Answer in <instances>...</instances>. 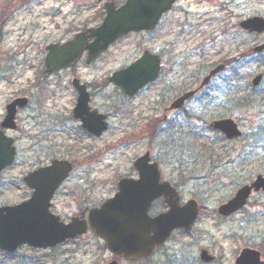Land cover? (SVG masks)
I'll return each instance as SVG.
<instances>
[{
    "label": "rangeland",
    "instance_id": "1",
    "mask_svg": "<svg viewBox=\"0 0 264 264\" xmlns=\"http://www.w3.org/2000/svg\"><path fill=\"white\" fill-rule=\"evenodd\" d=\"M96 1L0 0V9L9 4L12 7L11 16L3 27L7 36L0 43V53L6 51L12 58L7 80H0V113L13 92L25 93L30 88L33 70L29 65L41 63L43 43L32 39L29 44L26 38L31 26L37 24L43 28L35 32L39 39L45 27L54 37L55 26L60 22L56 12L77 8L84 12L82 16L92 15L94 3H101ZM191 14L196 18L192 19ZM251 16L264 17V0H180L166 16L160 27L158 46L166 48L161 49L166 54L164 68L168 70L171 66L169 76L175 78V90L183 87V83L193 82L204 69L222 59L236 58L205 90L212 99L202 101L210 105V109L199 111L205 114L202 120L196 116L186 117L185 112L173 113L170 123L174 132L167 140L150 137L149 128H144L154 113L163 114L161 108L157 112L153 108L157 96L155 86L145 88L126 102L118 115H111V128L102 137L86 134L71 116L74 97L65 78L53 77L42 82L39 89L32 88L30 108L19 115L18 123L24 133H17V161L0 179V205L14 204L28 196L19 178L32 168L31 164L44 162L51 155L68 156L75 160V172L54 198L55 212L68 220L81 207L98 205L111 196L120 177L135 176L132 162L149 150L159 163L162 178L179 186L182 202L193 198L206 211L200 213L193 231L173 234V240L167 243V253L141 261L122 260L119 264H174V251L183 252L187 257L199 247L219 253L226 263L232 261L237 249L249 246L259 250L264 260V193L249 196L246 206L229 217L216 212L239 186L253 180L256 174L264 176V102H260V106L224 112V116L238 123L242 131L240 139L214 142L216 132L205 125L212 118L207 114L225 110L232 85L235 89L244 88L238 96L249 94L251 77L264 70V54L255 55L251 51L254 44L264 40V32L248 33L237 27L240 20ZM132 40L112 47L92 68L80 65V73L87 72L88 80H100L104 74L129 64L133 56L138 55ZM144 43L150 46V42ZM107 87L110 108H113L120 94L113 87ZM258 92L264 98V80ZM35 97L39 98L42 110L39 107V118L32 122L27 114L34 109ZM256 99L258 101L259 97ZM96 103H102L100 97H96ZM195 104L193 100L187 113L198 112ZM46 130L52 134L42 137L41 132ZM211 148L218 150L217 159L209 154ZM74 197L82 201H75ZM103 246L92 233H87L52 250L31 251L22 247L11 256L0 253V264H106L111 255ZM186 251L190 252L186 254ZM187 262L191 264L189 259Z\"/></svg>",
    "mask_w": 264,
    "mask_h": 264
},
{
    "label": "water",
    "instance_id": "2",
    "mask_svg": "<svg viewBox=\"0 0 264 264\" xmlns=\"http://www.w3.org/2000/svg\"><path fill=\"white\" fill-rule=\"evenodd\" d=\"M175 0H127L117 9L106 5V15L101 25L91 29L94 40L88 46H82L81 37L63 45H48L45 66L48 73L68 67L76 61L83 50H87V62L96 59L116 38L131 30H152L162 13L170 9ZM240 26L251 31L260 32L264 29V19L252 17L240 22ZM264 49V43L254 47L255 51ZM135 67L137 71L129 72ZM160 68L157 55L144 52L136 61L127 67L113 72L107 79L121 87L125 93L134 95L141 87L156 79ZM224 68L223 64L209 70L201 81V86L207 84L210 78ZM262 74L252 80L257 85ZM78 86L79 95L73 110V115L82 121V127L90 133L99 136L106 123L104 116L96 111L88 112V95ZM194 91L184 93L177 98L169 108L180 107L186 98ZM15 100L7 106V115L1 123L3 127L13 126L15 105L22 106L25 99ZM18 101V102H17ZM214 129L222 131L226 137L240 136L236 123L230 118L214 120L209 123ZM12 139L5 137L0 131V170L9 165L14 158ZM149 153L137 158L133 166L137 169V179L121 178L117 181V191L114 195L97 207L87 211L86 218L72 217L68 223L59 220L49 211L50 198L60 182L68 175L71 164L66 160H53L46 167L30 172L24 178L28 187L33 188L31 196L17 205L0 206V248L8 251L22 243L35 247H52L66 238L77 237L85 233L89 226L94 233L105 241V247L116 255L128 259L147 256L155 246L161 244L175 228L188 230L198 215L195 200H188L179 205V195L166 181H159V171L156 162H149ZM264 191V177L258 175L250 185L241 186L235 195L226 203L220 205L218 212L229 215L246 203L251 190ZM162 196L168 206L167 211L150 217L146 213L153 199ZM179 209V211H177ZM202 258L207 261V252L202 251ZM237 264H257L259 253L244 249L237 258ZM108 264H116L111 261Z\"/></svg>",
    "mask_w": 264,
    "mask_h": 264
},
{
    "label": "flooded vegetation",
    "instance_id": "3",
    "mask_svg": "<svg viewBox=\"0 0 264 264\" xmlns=\"http://www.w3.org/2000/svg\"><path fill=\"white\" fill-rule=\"evenodd\" d=\"M99 0H97L96 2H98ZM180 0H178L179 2ZM101 3H94L93 7H94V12L92 13V15L87 14L86 16H82L84 15V12H80L77 8H73L70 11L65 10V12L62 11H58L56 12L57 14L55 15H59V24H57L55 26V29L57 30V34L54 37H52L51 34H49V32L51 30H48L45 27V30L43 31V33L41 34V38L39 39V37L35 36V32L37 30L43 29L42 27H38L39 25L35 24V26H31V32L30 34L26 37L27 41L29 44H31V40L34 39V41L38 42L40 41L41 43H43V52H42V58H41V63L36 64L35 66H31L29 65L32 70H33V77L38 78L39 80H41V82H39V80H35L33 83L28 84V86L30 85V88H28V90L25 93H20L19 91L13 92L11 94V96L3 103V110L0 113V130L3 131L4 134H6L7 136H11L14 140V143L16 144L19 136L17 135V133H24L22 132V128L21 125H19V115L20 112L27 110L30 108V105L32 103L31 100V95L30 92H32V88L35 89H39V87L41 86L42 82L49 80L50 78L53 77H62L65 78L66 80L70 78V83L72 84L73 81L72 79L74 78H78L81 82L86 84V88L89 90V96H90V107L91 109H96L98 112L103 113L106 116V120H108L111 117V112L113 111L115 114H117L119 111L123 110L124 106H125V102H128L129 100H131L133 97H128L127 95H125L122 91H120L119 89L118 92L121 95V99L117 100L116 104L113 106V108H110L111 103H110V96L108 95L109 93H107L106 88H108L107 86H110V82H108L106 80V78L109 76V74H104V76H102V78H104V80L102 81V78H100L99 82H95L94 80H88L85 77V74L80 73L79 70V66L81 65L82 67L85 68H92L94 67L98 62H100L102 60V58L109 52V50L120 44L121 42H126L128 40H132L134 42V50L135 53L137 52L138 55H134L133 58L131 59L132 61L136 60L141 54L142 52H144L145 50L152 52V53H157L160 58H161V68H160V72L158 73L159 76L156 79L155 82H153L151 85L155 86L156 91H157V96L153 101V108H156V112L161 108L163 111V114L161 116H158L157 114H153L151 117V121L152 124L154 126V133L155 136H162L164 139H168L169 136L172 135L173 133V127H171V125L169 124V121L172 118L173 111H169L166 112L164 111L165 108L168 106V104L174 100L176 97L180 96L182 93H184L185 91L187 92V90L193 89L195 87H190V85H186V83L184 84V87H182L178 92L174 91V77H170V73H172L171 71V66L168 70H166L164 61H165V56L166 54L163 52V48L165 47H160L159 45V32H160V27L161 25H163V21L165 20L166 16L169 15L172 11L164 14L162 16V19L159 20V23L157 24V26L152 30V31H147V30H140V31H129L126 32V34H124L122 37L116 39L114 42L111 43L110 47L103 52L102 54H100L98 60L91 62L90 64L86 63V52H83V55L81 56V58L79 59L78 63L74 64L73 66L54 72L52 74H46L44 73V57H45V53L46 50L44 47H46L47 45L51 44V43H58V44H63L66 43L72 39H74L76 36L80 35L81 37H83V43L85 44H89L93 38L89 37L88 34H90L89 29L92 27L97 26L103 19L104 17V12H105V5L108 4L111 7L117 8L120 5H122L125 0H100ZM178 2L174 5L173 8H175V6L178 4ZM187 6V5H186ZM172 8V10H173ZM62 12V13H61ZM186 14H190L191 12H185ZM191 18L194 19L196 18V15L191 14ZM5 27V23L3 24V26H1L0 28V43H3L4 38L7 36V33L4 32V28ZM150 42V46H146L143 45L145 44L144 42ZM132 46V45H131ZM141 47V48H140ZM160 47V48H159ZM166 49V48H165ZM164 49V50H165ZM170 57V56H169ZM11 56H9V54H7L6 51L1 52L0 53V80L4 79L7 80V76H9L10 71H11ZM169 76V77H168ZM70 87V86H69ZM74 87H70V89L73 92L74 98L77 97V91L76 89H73ZM204 89L199 90L197 93H195L191 98H189L185 105H190L189 103L193 100L197 101V104H195L194 108L197 109H202L203 105L200 104L199 102L202 101V99L206 98ZM254 93H257L258 91L256 89L251 90ZM19 97H26L27 101L26 104L22 107V108H16V112H15V124L13 126H7V127H2L1 123L4 121L5 116H6V106L12 102L14 99L19 98ZM96 97H100V99L102 100V103H96ZM34 102L36 103L35 105H33L34 109L32 111V113L27 114V118L32 119V122H36V119L39 118L38 115L40 114V109L42 110V104L40 106L39 102L37 101L38 99L35 97L34 98ZM124 102H122V101ZM113 104V103H112ZM40 107V109H39ZM205 107V106H204ZM172 112V113H171ZM31 122V123H32ZM109 128V125L108 127ZM42 137L45 136H50V133L52 134L51 131L46 130L44 132H41ZM14 144V145H15ZM16 160L14 161V164L16 163ZM34 163V161H33ZM11 165V167L13 166ZM11 167H8L9 169ZM22 177L19 178V181H22ZM65 184V182H64ZM82 192V191H81ZM82 197H84V194H82ZM73 200L75 201H82L80 198L74 197ZM160 200V199H158ZM156 202V201H155ZM54 205L55 202H53V205L51 206L52 209H54ZM84 208V207H83ZM86 209H82L81 211H79L78 213L81 214L82 212H85ZM180 231V230H178ZM182 232V231H180ZM252 249L253 247H249V246H244L241 247L240 249H237V251L235 252L232 261L230 262H222L221 258L219 257V253L216 252H210L209 249L207 250V252L209 254H211L213 257H210L208 260L209 261H201V257H200V251H201V247L196 249V256L195 253L192 252L190 253L187 257L184 256L183 252H173V257H174V264H188V259L190 260L191 264H237L236 263V259L237 257L240 255L241 250L243 249ZM163 252V248L158 250V253ZM188 252L190 251H186L185 253L188 254ZM175 253H179V254H175ZM261 255V252H260ZM261 257V256H260ZM262 263H257V264H264V260L262 259Z\"/></svg>",
    "mask_w": 264,
    "mask_h": 264
},
{
    "label": "snow or ice",
    "instance_id": "4",
    "mask_svg": "<svg viewBox=\"0 0 264 264\" xmlns=\"http://www.w3.org/2000/svg\"><path fill=\"white\" fill-rule=\"evenodd\" d=\"M128 71L129 72H135V71H137V69L135 67H133V68H130ZM177 211H179V209H177Z\"/></svg>",
    "mask_w": 264,
    "mask_h": 264
},
{
    "label": "bare ground",
    "instance_id": "5",
    "mask_svg": "<svg viewBox=\"0 0 264 264\" xmlns=\"http://www.w3.org/2000/svg\"><path fill=\"white\" fill-rule=\"evenodd\" d=\"M113 8H114V7H113ZM0 11L3 12V9L1 8ZM66 43H67V42H66ZM63 44H65V43H63ZM63 44H62V45H63ZM194 83L196 84V82H194ZM187 85H190V87H193V85H191L190 83H188ZM7 169H9V168H7ZM7 169H5V170H7ZM4 172H5V171H4Z\"/></svg>",
    "mask_w": 264,
    "mask_h": 264
}]
</instances>
